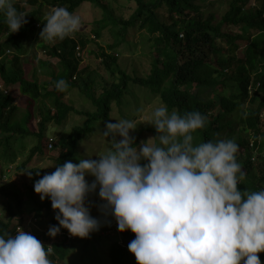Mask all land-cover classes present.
I'll return each mask as SVG.
<instances>
[{"label":"trees","instance_id":"16d2710c","mask_svg":"<svg viewBox=\"0 0 264 264\" xmlns=\"http://www.w3.org/2000/svg\"><path fill=\"white\" fill-rule=\"evenodd\" d=\"M22 1L36 7L28 10ZM46 1L74 13L84 2L101 9L102 17L97 20L94 37H100L104 28L115 37L111 44L97 51L108 76L95 79L91 74L85 75V67L79 68V55L86 39L70 35L62 40L40 39L46 15L39 0H13V6L18 12H25L27 19L16 32L8 33L4 12L0 11V160L5 164L0 163V180L5 176V166L17 157V150L11 145L16 139H35L17 170L23 171L34 156H44L50 151L52 154L46 157L54 161L48 169L32 166L27 170L32 176H28L24 187L33 205L26 209L16 193V211L10 203L4 207L8 217L0 218V234L14 235L19 228L24 229L29 214L39 218L44 210L58 211L51 207L49 198L40 199L34 191V181L54 171L58 164L73 161L94 127L102 121H113V110L117 111L118 119L128 118L122 107L137 102V98L129 99V96H139L138 93L150 101L156 100L158 105L165 104L169 112L200 111L206 122L192 133L193 145L207 140L234 139L239 146L236 160L244 172L237 183L238 189L254 191L264 186V0H255L254 4L251 0H214L206 5L197 0H132L135 7L127 17L116 14L109 0ZM215 1L224 6L221 14L212 9ZM136 26L143 30L149 43V71L143 75L121 68L118 55L113 53L126 40L128 30ZM36 38L48 57L58 59L54 68L46 60H39L42 68L38 70L46 75L43 82L36 71L27 78L20 67V57L27 53L28 42ZM6 53L11 54L6 58ZM61 78L68 84L64 91L55 86ZM14 84L28 96L21 112L14 96L7 91ZM74 88L82 97L81 105L86 107H74L66 102L65 93ZM70 113L82 122L59 138L60 147L49 150L53 146V138L47 135L50 123L60 125ZM145 128L152 137L158 135L154 125ZM138 140L135 137L137 146ZM10 192L6 191L8 195ZM54 217L51 223L58 225ZM61 229L63 232L56 236L70 234L66 228ZM66 235L61 240L47 238L42 242L46 249H52L48 258L53 264H64L70 253L71 243ZM134 237L135 233L126 229L120 240L110 243L111 264H138L127 248ZM257 255L264 264V251ZM56 260L60 262L55 263Z\"/></svg>","mask_w":264,"mask_h":264},{"label":"clouds","instance_id":"9594fccd","mask_svg":"<svg viewBox=\"0 0 264 264\" xmlns=\"http://www.w3.org/2000/svg\"><path fill=\"white\" fill-rule=\"evenodd\" d=\"M0 11L8 33L27 23L13 0H0ZM45 21L39 35L46 41L62 40L82 23L63 6L52 7ZM55 86L64 91L68 84L61 78ZM147 122L158 135L137 146L130 130L138 121H105L102 135L112 139L99 159L66 160L34 181L40 199L49 198L58 210V225H50L47 234L54 237L63 227L87 237L98 230L100 221L86 204L98 188L100 210L110 212L119 231L135 233L127 248L138 264H261L257 253L264 251V186L238 189L244 176L235 155L238 143L224 138L193 145L192 133L206 122L198 110L178 114L160 103ZM86 175L94 179L89 182ZM51 252L22 229L0 234V264H53Z\"/></svg>","mask_w":264,"mask_h":264},{"label":"rangeland","instance_id":"374dc122","mask_svg":"<svg viewBox=\"0 0 264 264\" xmlns=\"http://www.w3.org/2000/svg\"><path fill=\"white\" fill-rule=\"evenodd\" d=\"M109 1L116 14H120L122 16L124 15L126 17L135 7V4L132 0ZM39 2L43 4L42 11L45 13V15H47L53 6L46 0H39ZM197 2H202L206 5L208 2H214V0H197ZM22 3L28 10L34 9L36 7V5H28L24 3V1H22ZM251 3L254 4L255 0H251ZM223 8L224 6L222 4L216 3V1L213 3L212 9L216 10L219 14H221ZM75 12L81 17L82 23L80 29L70 34V36H73L76 39L83 38L87 40L83 50L80 51V59L78 64L79 68L85 67V75L87 76L91 74V76L95 77V79H101L104 76L107 77L108 73L105 70L104 65L100 62L97 51L100 50V47H107L109 44H111L115 37L113 33H111L110 30L106 28L102 30L100 37H94V29L96 27L97 20L102 17L101 9H99L94 4L84 2L76 9ZM126 34V40L120 43V45L113 52L118 55L117 62L119 66L129 73L136 72L138 75L148 73L150 55L148 51L149 43L144 36L145 33H143V30L136 26L132 29H129ZM39 43V38L28 42L27 53L20 57V67H22L24 75L27 78L32 77L34 71H36L35 74L38 78H40L39 81L43 82L44 78H46V75L40 74L41 72L38 70L42 68L39 66V60H46L51 65V67L54 68L57 67L56 64L58 59L48 57L45 51L40 47ZM107 51L110 52V50ZM8 54L11 53H6V58L8 57ZM6 68H8L7 65ZM7 91L14 96V102L19 106V112L23 111L28 96L21 92V90L18 88V84H14L13 86L9 87ZM65 94L66 102L73 104L74 107L84 108L85 104L81 105L82 97L76 88L66 92ZM138 94L139 96H129V99H132L133 97L137 98V102L129 103V105L123 106L122 109H124L123 112L128 117V119L138 121L137 127L134 130H130V135L134 137L138 136V144H140L141 141L152 137V134L148 129L145 128V126L147 127L148 125H152L151 123L147 122V120L151 115L152 109L155 106H158V102L156 100L150 101L149 97H146L145 99L144 94ZM72 114L74 113L68 114L67 118L60 125H55L53 122L50 123L47 135L49 138H53V146L49 147V150H55L56 148L60 147L59 138L63 137V135H65L73 125L80 124L82 122L79 120L77 115ZM116 118L118 119V113L116 110H113L111 113V119L113 120L112 122H115ZM104 122L105 121H102L98 127H94L95 129L93 130L92 135H87V138L84 139L80 148L78 149L81 153V156L80 153H76L75 159H73L72 162L76 163L78 162V158L83 156L87 158L86 156L91 155L92 159H99L98 155L103 154L110 149L112 137H104L102 135ZM115 138L117 140L121 139L118 134ZM20 139L22 138H19L18 141L16 139L15 142L11 144L12 148L17 150V157L13 163L5 166V176L0 180V218L2 217L4 219H7L8 217V214L4 209L7 204L10 203L16 211V193L19 194L21 199L24 201L23 204L25 205L23 206L26 207V209H29V206L33 205V201H29L28 194L24 187L25 181L29 179L27 170L32 166H39L48 169L54 162H51L49 157H46V155L49 156L52 154L50 151L44 156H34L31 162L25 165V169L23 171L17 170L16 167L26 159L29 149L35 143V139L32 137H24V139ZM0 163L3 164V161L0 160ZM85 178L89 182L94 179V177L91 175H86ZM9 190L12 192H10V195L6 193V191ZM97 193L98 188L96 192H92L88 195L86 204L90 208V214L98 218L100 221V227L98 230L90 232L87 237H79L72 234L66 235L65 233H62V235L59 237L49 236L47 234L49 226L56 225V223H51V218L56 212L48 210H44L42 216L39 218H34L32 217V214H29L26 217L24 229L23 227L19 229L31 233L34 236H40L42 238L41 242L46 241L47 238L51 240H53V238L61 240L63 239V235H66L68 238L66 240L69 242V244L71 243V250L69 255L63 260L64 264H111L108 256L110 243L114 239L120 240L122 232L118 230L116 220L110 214V212L100 210L99 205L102 204L103 201ZM60 232H63L61 228L59 233ZM43 238L45 239L43 240ZM58 262L60 261L56 260L55 263Z\"/></svg>","mask_w":264,"mask_h":264}]
</instances>
